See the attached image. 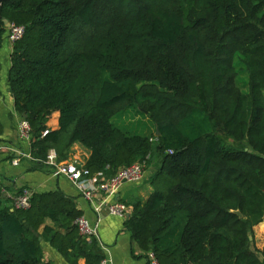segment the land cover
<instances>
[{
	"label": "trees",
	"instance_id": "trees-1",
	"mask_svg": "<svg viewBox=\"0 0 264 264\" xmlns=\"http://www.w3.org/2000/svg\"><path fill=\"white\" fill-rule=\"evenodd\" d=\"M4 19L26 28L8 82L35 160L80 143L96 177L156 154L154 191L129 205L126 221L139 248L160 264H264V244L255 246L264 223V0H2L0 48ZM130 109L149 117L152 135L117 124ZM82 215L58 190L35 191L28 209L0 191V264H52L36 235L43 226L68 263L99 264L98 240L76 225Z\"/></svg>",
	"mask_w": 264,
	"mask_h": 264
},
{
	"label": "crops",
	"instance_id": "crops-1",
	"mask_svg": "<svg viewBox=\"0 0 264 264\" xmlns=\"http://www.w3.org/2000/svg\"><path fill=\"white\" fill-rule=\"evenodd\" d=\"M13 51L14 44L8 39L7 29L0 48V144L7 148L0 152V177L3 185L11 192L19 191L24 187L41 193L61 191L66 196L73 198L78 208L83 211L84 216L92 222H96L98 217L94 210V203L101 204L105 200H115L125 202L129 206L140 201H147L154 191L152 179L149 178L150 175L147 170L146 177L141 183H126L112 198L109 197L108 190L102 189L94 202H91L84 198L80 190L67 176L57 175L55 169L38 163L32 157L31 143L23 140L19 132V123L25 116L17 111L8 82ZM59 117V112H54L51 115L47 123L49 129L59 128ZM51 151L57 154L58 161L62 164L78 162L86 166L91 155V152L80 143H74L66 151L64 157H59L56 148H52L49 152ZM19 156L21 157L20 163L13 164V159ZM111 175L112 173L109 172L104 173L96 181L105 182ZM130 214L132 212H129L128 218ZM100 216L102 222L99 226L98 243L105 258L109 259V264H148L145 252L133 241L130 231L126 228L127 219L109 215L106 207H103ZM45 224L54 225L50 219H47ZM59 230L64 232L63 229ZM36 235L45 261L52 264H70L45 237L44 226L36 232ZM263 244L264 223L256 227L255 246L261 249ZM78 264H87V261L81 258Z\"/></svg>",
	"mask_w": 264,
	"mask_h": 264
},
{
	"label": "built area",
	"instance_id": "built-area-1",
	"mask_svg": "<svg viewBox=\"0 0 264 264\" xmlns=\"http://www.w3.org/2000/svg\"><path fill=\"white\" fill-rule=\"evenodd\" d=\"M26 32L24 25L11 24L8 27V39L12 44H16L23 39ZM19 132L23 140L32 142L33 133L30 122L23 117L19 123ZM49 130L43 132V137L48 134ZM5 145L0 144V152L4 151ZM21 156V155H20ZM13 159V164L20 163L21 157ZM150 159V155L143 160L135 161L132 164L119 168L116 173L111 175L105 182H97L96 177H92L90 171L85 165L78 162H70L67 164L59 163L58 156L54 151L48 153L45 159L36 160L38 163L52 167L56 170L57 175L67 176L80 190L82 195L88 201L94 202L100 190L106 189L109 192V197L112 198L126 183L138 184L146 177V163ZM0 191L11 202L13 208L28 209L31 205V198L34 191L31 188L24 187L19 191H9L2 183L0 177ZM109 198V199H110ZM103 207L107 208L108 214L121 219H128V214L131 208L122 201L105 200L101 204L94 203V210L98 214L96 222L90 221L86 216L82 215L76 220L79 232L83 238L91 241L93 238L99 242V226L102 222L100 214ZM148 264H160L155 252L150 250L146 252ZM99 264H109V259L102 260Z\"/></svg>",
	"mask_w": 264,
	"mask_h": 264
},
{
	"label": "rangeland",
	"instance_id": "rangeland-1",
	"mask_svg": "<svg viewBox=\"0 0 264 264\" xmlns=\"http://www.w3.org/2000/svg\"><path fill=\"white\" fill-rule=\"evenodd\" d=\"M117 124L129 133L153 134L155 126L149 117L140 113L137 109H130L121 117L117 118ZM159 159L156 154L146 163V170L152 178L159 168Z\"/></svg>",
	"mask_w": 264,
	"mask_h": 264
},
{
	"label": "water",
	"instance_id": "water-1",
	"mask_svg": "<svg viewBox=\"0 0 264 264\" xmlns=\"http://www.w3.org/2000/svg\"><path fill=\"white\" fill-rule=\"evenodd\" d=\"M2 2V0H0V3ZM4 22H5V24H6V26H7V28L11 25V23L7 20V19H4ZM24 116H25V118L27 117V115L26 114H24ZM157 134L159 135L160 134V131L159 130H157ZM238 213V215L240 216V217H242V214H241V212H237ZM130 216H131V214H130Z\"/></svg>",
	"mask_w": 264,
	"mask_h": 264
}]
</instances>
